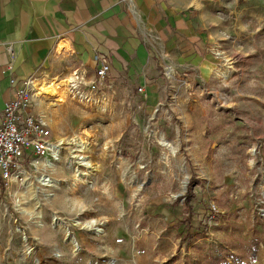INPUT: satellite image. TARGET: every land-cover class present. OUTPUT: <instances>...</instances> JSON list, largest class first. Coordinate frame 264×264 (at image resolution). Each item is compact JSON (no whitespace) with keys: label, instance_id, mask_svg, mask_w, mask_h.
Returning <instances> with one entry per match:
<instances>
[{"label":"rangeland","instance_id":"obj_1","mask_svg":"<svg viewBox=\"0 0 264 264\" xmlns=\"http://www.w3.org/2000/svg\"><path fill=\"white\" fill-rule=\"evenodd\" d=\"M225 9L235 29L219 66L206 78L168 71L153 105L98 79L69 91L67 77L32 78L61 160L47 172L34 163L49 153L31 159L0 194V264H205L252 229L264 237V0ZM190 182L202 202L188 230Z\"/></svg>","mask_w":264,"mask_h":264},{"label":"crops","instance_id":"obj_2","mask_svg":"<svg viewBox=\"0 0 264 264\" xmlns=\"http://www.w3.org/2000/svg\"><path fill=\"white\" fill-rule=\"evenodd\" d=\"M230 1L0 0V124L16 97L13 82L28 78L75 72L96 81L109 64L105 84L114 94L123 99L141 88L152 105L168 71L206 78L235 29L225 23ZM36 102L29 112L41 117Z\"/></svg>","mask_w":264,"mask_h":264},{"label":"built area","instance_id":"obj_3","mask_svg":"<svg viewBox=\"0 0 264 264\" xmlns=\"http://www.w3.org/2000/svg\"><path fill=\"white\" fill-rule=\"evenodd\" d=\"M109 70V64H103L98 81L104 83ZM13 84L17 85L16 97L7 104L0 124V194L23 165L50 153L54 145L44 119L29 112L36 91L33 79Z\"/></svg>","mask_w":264,"mask_h":264},{"label":"trees","instance_id":"obj_4","mask_svg":"<svg viewBox=\"0 0 264 264\" xmlns=\"http://www.w3.org/2000/svg\"><path fill=\"white\" fill-rule=\"evenodd\" d=\"M194 182H190L188 186V195L186 196L185 209L189 211L188 219L181 223H187L186 228L189 230L192 226L190 217L195 213L193 202L199 201L192 191ZM6 188L3 187V191ZM238 230V229H235ZM188 233V232H187ZM187 244L193 240L191 235H188ZM264 243V237L257 229H252L248 236H238L235 240H230L222 244L218 254H208L203 256L205 264H255L259 259L260 246Z\"/></svg>","mask_w":264,"mask_h":264},{"label":"bare ground","instance_id":"obj_5","mask_svg":"<svg viewBox=\"0 0 264 264\" xmlns=\"http://www.w3.org/2000/svg\"><path fill=\"white\" fill-rule=\"evenodd\" d=\"M219 72V71H218ZM219 74V73H218ZM220 75L222 77H227L228 76V73L227 72H221ZM84 77L78 75V74H75L73 75V77H71L69 79V85H70V88H69V91H72L73 89L75 90L80 82V80L82 79L83 80ZM61 145L62 143H60L59 145H53L51 147V150H50V153L49 155L52 156L53 158V161L52 160H49L48 157H46L45 159H42V160H39V161H35V167L37 168H43L45 170H47L48 172V168H51L52 170H56V168L58 167V164H59V161L61 160V154H62V148H61ZM85 143L84 142H79L76 146V150H78L79 152H82L84 151L85 149ZM77 156V155H76ZM74 156V157H76ZM82 156V155H80ZM79 157V156H77ZM81 161H80V164L81 165H84L86 167L89 168L90 166V163L88 161V159L84 156L80 157ZM33 164V165H34ZM77 175V174H76ZM78 176V175H77ZM17 178H18V174H15L12 178V182L15 183L17 182ZM39 181L40 183L43 185V186H46V187H50V186H54V187H57L59 185V182L57 179L55 178H52L50 176H47V175H43L41 176V178H39ZM108 222V221H107ZM95 224V223H94ZM89 228H93L95 227V225L93 224H88L87 225ZM102 230L98 229V233H101Z\"/></svg>","mask_w":264,"mask_h":264}]
</instances>
